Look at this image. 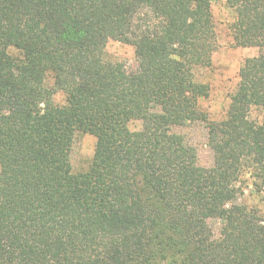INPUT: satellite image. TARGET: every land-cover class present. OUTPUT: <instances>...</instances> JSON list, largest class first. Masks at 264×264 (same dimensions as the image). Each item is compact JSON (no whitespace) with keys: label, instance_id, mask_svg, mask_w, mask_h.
<instances>
[{"label":"trees","instance_id":"obj_1","mask_svg":"<svg viewBox=\"0 0 264 264\" xmlns=\"http://www.w3.org/2000/svg\"><path fill=\"white\" fill-rule=\"evenodd\" d=\"M225 2L258 53L210 122V0H0V264H264V211L230 201L248 175L264 203V0ZM196 122L209 167L179 133ZM77 133L95 147L73 173Z\"/></svg>","mask_w":264,"mask_h":264},{"label":"rangeland","instance_id":"obj_2","mask_svg":"<svg viewBox=\"0 0 264 264\" xmlns=\"http://www.w3.org/2000/svg\"><path fill=\"white\" fill-rule=\"evenodd\" d=\"M211 14L215 32V49L211 54L210 65L194 69V78L197 83L208 87V94L198 102L199 110L204 113L210 122H220L225 119L230 104V96L238 83V71L246 58L257 55L255 48L235 46L230 26L235 20V13L227 7L225 0H210ZM13 55L18 53L11 50ZM106 57L112 62L122 63L124 68L131 72L136 67L134 48L117 41H108L105 46ZM57 104L64 102L62 94L54 96ZM156 109L155 106L152 108ZM255 117V115H253ZM141 122H129L130 131H138ZM180 131V130H179ZM182 139L193 146L197 152V162L200 166L209 167L213 163L212 153L207 146V129L203 122H196L181 129ZM95 147V138L88 134L77 133L74 136L70 156L73 173L84 172L92 159ZM250 177L243 175L236 185V191L230 198L231 203L244 205L247 208L264 211L261 195L255 192L250 185ZM213 229L216 224L212 223ZM215 226V227H214Z\"/></svg>","mask_w":264,"mask_h":264}]
</instances>
